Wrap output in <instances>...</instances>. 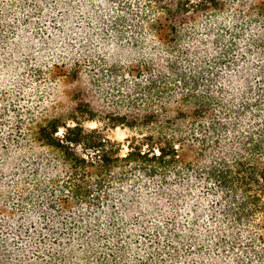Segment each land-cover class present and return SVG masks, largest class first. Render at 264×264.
Wrapping results in <instances>:
<instances>
[{
  "label": "trees",
  "instance_id": "obj_1",
  "mask_svg": "<svg viewBox=\"0 0 264 264\" xmlns=\"http://www.w3.org/2000/svg\"><path fill=\"white\" fill-rule=\"evenodd\" d=\"M0 5L24 48L0 264H264V0ZM96 118L135 131L126 150Z\"/></svg>",
  "mask_w": 264,
  "mask_h": 264
},
{
  "label": "rangeland",
  "instance_id": "obj_2",
  "mask_svg": "<svg viewBox=\"0 0 264 264\" xmlns=\"http://www.w3.org/2000/svg\"><path fill=\"white\" fill-rule=\"evenodd\" d=\"M3 1L4 0H2V2ZM12 13L13 12L9 10L8 7L0 5V31L2 30L7 34H10V32L12 33L15 29L13 27L19 28L23 26L22 19H20L21 16L19 15V13H14L13 15ZM9 28L11 29L9 30ZM19 31H21L22 34L25 33L22 30ZM19 36H16L17 38L14 39L11 46L8 45L7 41L4 42L6 47L0 44V103H3L4 105L5 103H9V101L13 99H18L17 97H19L20 95L18 82L21 78V70H19V65L20 57L24 51V48L23 41L19 38ZM37 86L39 88V84ZM50 86L51 84L44 85V87ZM70 87L71 85L69 79L66 81H58V83L55 84L53 88V95L56 93L57 96L55 98L53 96L50 99L48 106H50L51 103H54L57 99L53 104L55 108L57 107L58 110H62L65 108L68 109L71 103L69 99ZM6 115L7 113L4 111L0 115L2 116V118H0V128L4 130V132L7 129L6 124L10 121L9 119H7ZM84 125L89 128L97 127L103 129L109 138L123 143L124 150L127 149V138L133 135L135 132L126 126L108 127L107 123L103 120H100L99 118L91 121H86ZM3 138L5 137L1 136L0 134V147L2 146V143H4ZM0 190L2 192H5L3 182H0Z\"/></svg>",
  "mask_w": 264,
  "mask_h": 264
}]
</instances>
